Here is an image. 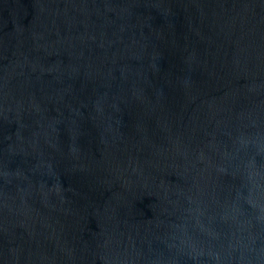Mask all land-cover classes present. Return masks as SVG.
Listing matches in <instances>:
<instances>
[{"label":"water","instance_id":"water-1","mask_svg":"<svg viewBox=\"0 0 264 264\" xmlns=\"http://www.w3.org/2000/svg\"><path fill=\"white\" fill-rule=\"evenodd\" d=\"M0 264H264V0H0Z\"/></svg>","mask_w":264,"mask_h":264}]
</instances>
